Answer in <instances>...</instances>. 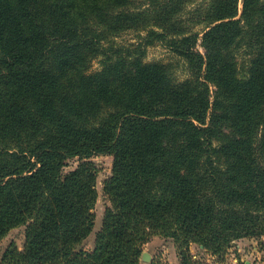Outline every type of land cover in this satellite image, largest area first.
I'll use <instances>...</instances> for the list:
<instances>
[{
    "label": "trees",
    "instance_id": "obj_1",
    "mask_svg": "<svg viewBox=\"0 0 264 264\" xmlns=\"http://www.w3.org/2000/svg\"><path fill=\"white\" fill-rule=\"evenodd\" d=\"M97 154L110 206L85 248ZM18 226L0 264H142L151 236L228 264L264 235V0H0V240Z\"/></svg>",
    "mask_w": 264,
    "mask_h": 264
},
{
    "label": "rangeland",
    "instance_id": "obj_2",
    "mask_svg": "<svg viewBox=\"0 0 264 264\" xmlns=\"http://www.w3.org/2000/svg\"><path fill=\"white\" fill-rule=\"evenodd\" d=\"M240 6V4H239ZM202 26H196V30H200ZM139 38L136 36L134 31H127L122 33L120 36L116 38V41L120 44L127 45L131 42H136ZM197 49L200 52H203V48L200 43L197 45ZM236 60L238 62H242L243 54L242 51L236 53ZM143 59L145 61H153V60H161L163 62L171 61L174 62L176 66L175 74L179 78H184L187 76V70L184 69V65L180 58H177L172 52L167 50L163 45L157 43H150L146 47V51L144 53ZM91 70L99 69V63L95 59L92 61ZM97 168V178H96V189H97V199L95 201L93 212H94V226L90 235L84 240L83 246L85 248H91L94 240V234L97 230L100 229L102 224V218L104 212L107 207L110 206V201L106 197L103 192L104 181L108 178L111 173L112 167V155H92L89 158ZM79 159L77 157H72L66 160L65 166L63 167V173H66L68 170L73 169L78 163ZM24 226H18L11 229L8 234L0 240V254L2 251L9 245V243L14 242L18 248H21L24 243ZM261 236H258L260 238ZM243 237L235 239L231 242L229 247L225 250V253L218 259L220 262H227V259L234 253L232 250L239 249V252L244 248H248L249 246H255L260 249H263L264 244L261 241L249 240V238L253 237ZM257 238V237H256ZM236 245V247H235ZM234 248V249H233ZM143 252L148 254L147 259L142 260V264H149L151 260H159L164 264H180V257L176 248V244L171 238H164L159 236H151L144 243ZM231 250V252H230ZM189 252L192 255V259L198 261H211L214 260L215 257L211 255L210 252L206 251L201 245L197 243H191L189 245ZM230 252V255H229ZM228 254V256H227ZM238 253V263H242V258H250L253 256L245 255L244 253L240 256ZM228 263V262H227ZM229 264V263H228Z\"/></svg>",
    "mask_w": 264,
    "mask_h": 264
},
{
    "label": "crops",
    "instance_id": "obj_3",
    "mask_svg": "<svg viewBox=\"0 0 264 264\" xmlns=\"http://www.w3.org/2000/svg\"><path fill=\"white\" fill-rule=\"evenodd\" d=\"M8 234V233H7ZM4 238V237H3ZM243 239H245L243 237ZM249 240L253 241V240H256V241H261L263 242L264 244V235H261L260 238H256V237H253V238H249ZM8 246V245H7ZM236 247V245H235ZM22 248V247H21ZM234 249V248H233ZM234 253L231 254V256L229 257V259H227V262L229 264H237L238 263V253H240L239 255L241 256L243 253L245 255H249V256H253V257H248V258H240L244 261L245 264H264V247L263 249H260L258 247H255V246H249L248 248H244L242 249L241 252H239V249L236 248V250H232ZM231 252V250H230ZM230 252H229V255H230ZM228 256V254H227Z\"/></svg>",
    "mask_w": 264,
    "mask_h": 264
},
{
    "label": "water",
    "instance_id": "obj_4",
    "mask_svg": "<svg viewBox=\"0 0 264 264\" xmlns=\"http://www.w3.org/2000/svg\"><path fill=\"white\" fill-rule=\"evenodd\" d=\"M147 258H149V257H148V254H147L146 252H142L141 259H142V260H145V259H147Z\"/></svg>",
    "mask_w": 264,
    "mask_h": 264
}]
</instances>
